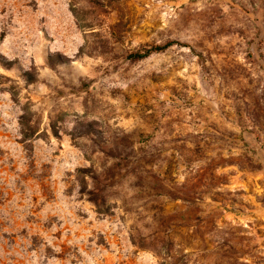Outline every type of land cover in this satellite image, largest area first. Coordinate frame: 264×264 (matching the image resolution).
I'll return each instance as SVG.
<instances>
[{
	"label": "rangeland",
	"instance_id": "1",
	"mask_svg": "<svg viewBox=\"0 0 264 264\" xmlns=\"http://www.w3.org/2000/svg\"><path fill=\"white\" fill-rule=\"evenodd\" d=\"M163 262L264 264V0H0V264Z\"/></svg>",
	"mask_w": 264,
	"mask_h": 264
},
{
	"label": "trees",
	"instance_id": "2",
	"mask_svg": "<svg viewBox=\"0 0 264 264\" xmlns=\"http://www.w3.org/2000/svg\"><path fill=\"white\" fill-rule=\"evenodd\" d=\"M174 46H178V47L180 46V47L190 48V46H188L186 44H183L181 42H178V41H170V42H167V43H165L163 45H153V46L144 48L142 50L136 51V52L130 54L129 59L132 60V61H142V60H145V59L151 57L154 54L165 53L166 51H168L170 48H172ZM190 49H191V51L193 53H195L196 55H198L200 57V59L202 58V55L201 54H197V52L193 48H190ZM24 123L25 122H22V125H24ZM78 173L84 178V175H82V174H84L85 172L83 170H79ZM100 196L101 195L99 194V195H95L94 198H92V202H94L95 205L98 208L100 206L97 204V202H98V199H99L98 197H100ZM161 264H173V263L163 262Z\"/></svg>",
	"mask_w": 264,
	"mask_h": 264
}]
</instances>
